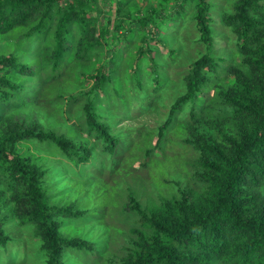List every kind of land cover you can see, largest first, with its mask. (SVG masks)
I'll return each mask as SVG.
<instances>
[{
	"label": "trees",
	"instance_id": "1",
	"mask_svg": "<svg viewBox=\"0 0 264 264\" xmlns=\"http://www.w3.org/2000/svg\"><path fill=\"white\" fill-rule=\"evenodd\" d=\"M186 1L180 0L174 15L182 12ZM57 4L58 0H0V33L35 20L24 33L25 40L29 44L38 42L39 51L45 42L50 45L54 72H59L72 53L82 57L83 46L89 51L103 46V42L109 46L128 38L126 31L124 36L118 34L107 41L110 29L104 26L94 42H85L92 3L71 0L54 23L50 39L44 34L50 29ZM166 16L162 9H153L138 22L143 27L153 22L160 27ZM126 18L131 17L124 15V19L107 22L116 21V29L125 30ZM195 21L207 52L190 65L183 78L185 91L173 102L169 117L160 126L156 146L146 151L150 156L160 147L177 111H187L181 123L183 140L196 151L193 176L199 188H183L179 196L147 206L130 194L124 209L136 215L133 236L127 254L111 264H264V0H235L233 12L224 16L225 24L237 37L241 55L226 70L222 67L225 59L210 52L214 39L205 0H197ZM74 25L80 29L76 45L71 38ZM147 41L145 37L133 58L138 62L147 56L156 68ZM119 53V48L113 49L91 76L94 85L83 105L90 133L97 135L101 149L110 154L116 153L121 139L99 119L95 101L98 92H106L107 85L115 82ZM154 72L157 74V68ZM34 73L32 65L18 56L0 55V248L10 241L4 224L12 215L21 226L32 228L46 264H67V251L94 250L91 242L61 231L63 218H83L87 211L52 202L54 175L22 154L18 144L29 140L53 144L56 152L77 169L76 175L81 166L92 161L93 146L86 140L43 130L41 125L20 117L17 108L32 103L34 97L21 82L22 75ZM154 78L161 83L158 74ZM137 83L141 86L139 79ZM212 89L214 94L210 93ZM20 96L13 109L15 118L8 117L6 109Z\"/></svg>",
	"mask_w": 264,
	"mask_h": 264
},
{
	"label": "rangeland",
	"instance_id": "2",
	"mask_svg": "<svg viewBox=\"0 0 264 264\" xmlns=\"http://www.w3.org/2000/svg\"><path fill=\"white\" fill-rule=\"evenodd\" d=\"M68 1L71 0H58L55 5L50 29L44 34L48 38L51 39L54 23ZM205 1L209 6L214 39L210 52L225 59L222 67L226 70L241 58L237 37L224 22V16L233 12L235 0ZM90 3L92 9L85 42H94L104 26L110 29L105 40L116 39L118 36L115 35H123L126 31L128 38L112 42L109 46L103 42V46L89 51H85L83 46V56L76 58L75 52L72 53L59 72L52 70L48 43L45 42L39 51L38 42L29 44L25 40L24 33L35 20L0 33V55L14 54L32 65L35 72L22 75L21 82L28 91H33L34 97L32 103L17 108L20 117L25 122L33 121V124L41 125L43 130L64 133L74 140H86L93 146L92 161L81 166L76 175L74 169H77L56 152L53 144L37 140L18 144L22 154L54 175L53 185L50 186L52 202L87 211L83 218H63L61 231L91 242L94 250L67 251L64 256L67 264H111L127 254L136 218L134 212L124 209L130 194L147 206L179 196L183 188H199L193 176L196 151L183 140L185 129L181 123L187 117V111H177L160 147L155 148L150 156L146 151L156 146L160 126L169 117L173 102L185 91L183 78L190 65L207 52L195 21L197 0H187L179 15H174V10L180 0H90ZM153 9H162L169 17L166 16L160 27L154 22L143 27L138 20ZM124 15L131 17L124 22L125 30L118 31L116 21L112 24L107 22L108 19H124ZM130 19L136 20L131 23ZM79 37L80 29L74 25L71 38L75 45ZM145 37L150 42V55L158 65L160 84L155 81L156 68L147 56L138 62L133 58ZM118 48L115 82L107 85L106 92H98L95 101L99 119L107 123L111 134L121 139L116 153L110 154L101 149L97 135L90 133L83 105L87 101L86 93L94 85L91 76L112 50ZM138 79L141 86L137 83ZM210 93L214 94L215 90ZM21 97L14 102V106L6 109L8 117L15 118L13 109ZM4 228L10 241L6 247L0 248V264H46L40 240L31 227L21 226L11 215Z\"/></svg>",
	"mask_w": 264,
	"mask_h": 264
}]
</instances>
